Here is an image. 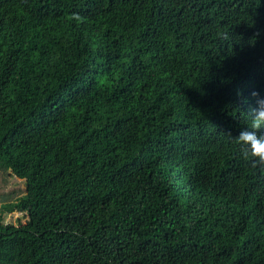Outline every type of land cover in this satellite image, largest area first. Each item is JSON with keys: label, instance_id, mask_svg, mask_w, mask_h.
Segmentation results:
<instances>
[{"label": "trees", "instance_id": "obj_1", "mask_svg": "<svg viewBox=\"0 0 264 264\" xmlns=\"http://www.w3.org/2000/svg\"><path fill=\"white\" fill-rule=\"evenodd\" d=\"M253 92L264 0H0V264H264Z\"/></svg>", "mask_w": 264, "mask_h": 264}, {"label": "clouds", "instance_id": "obj_2", "mask_svg": "<svg viewBox=\"0 0 264 264\" xmlns=\"http://www.w3.org/2000/svg\"><path fill=\"white\" fill-rule=\"evenodd\" d=\"M256 97V107L249 112L250 123L241 129L235 137L241 146L242 158L253 167L264 169V98L259 93L253 92Z\"/></svg>", "mask_w": 264, "mask_h": 264}, {"label": "rangeland", "instance_id": "obj_3", "mask_svg": "<svg viewBox=\"0 0 264 264\" xmlns=\"http://www.w3.org/2000/svg\"><path fill=\"white\" fill-rule=\"evenodd\" d=\"M25 181L14 176L0 174V211L2 205L16 201L21 195L25 194ZM26 221L22 213H10L4 215L5 223H18V220Z\"/></svg>", "mask_w": 264, "mask_h": 264}]
</instances>
